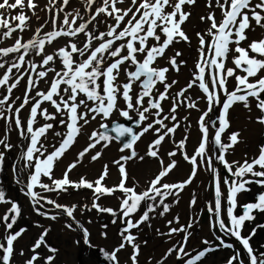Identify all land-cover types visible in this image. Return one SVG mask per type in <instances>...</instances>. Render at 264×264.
<instances>
[{"label":"snow or ice","instance_id":"snow-or-ice-1","mask_svg":"<svg viewBox=\"0 0 264 264\" xmlns=\"http://www.w3.org/2000/svg\"><path fill=\"white\" fill-rule=\"evenodd\" d=\"M69 3L70 0H60L59 3L58 0H49L52 7L46 5L45 8L53 12L51 20L46 19L35 29L33 36L25 41L22 35L14 37V34H22L29 29L33 17L40 19L36 13L38 8L36 0H0V43L14 38L11 46H0V69L4 70L0 75V89L3 90L0 91V120H5L8 124L3 138H0V145L5 150L13 147L8 142L7 135L12 123L15 124L19 135L29 140L23 159L27 161L26 166L34 168L30 182L27 184V194L33 198L34 204L45 200L56 209H62L83 231L84 243L89 247H95L90 242L88 229L75 219L74 212L77 205L59 204L34 189L39 187L46 192L57 194L67 192L69 188L90 189L93 193L92 207L114 217L117 216V210L103 207L97 201L102 196L114 195L117 191L123 193L118 209L121 218H126L124 220L126 227L120 233L121 243L111 251L103 248L99 251L108 264H120L118 253L130 245L133 249L129 258L131 264H138L140 245L136 243L137 237L131 233V230L138 229L148 222L151 219L150 213H155L160 207L163 210L159 215L163 216L167 213L170 205L166 203V199L169 196H177L192 183L198 167L206 165L214 173L216 197L214 205L210 204L208 208V211L215 216V220H210V227L213 230L218 227L223 235L215 237L219 241L215 246L207 239L203 240L202 243L207 247L198 251L195 256H191L186 251V245L191 235L187 230L193 227V222L190 220L188 225H180L178 228L170 227L166 234L169 237L178 232H185V236L182 242H178L179 246L173 245L167 250L165 258L175 252L178 260L189 257L184 260V264H198L208 254L221 248L234 249V245L224 239L225 236H231L241 243L247 254L248 264H264V252L257 254V250L250 243L257 229L264 228V224L254 227L247 236L242 235L245 222L254 221L256 218L254 213L264 212V192L258 193L254 202L242 205V214L238 216L235 214L239 193L250 191L248 185L253 183L264 187V145H260L258 155L251 159L245 157L243 162H229L226 153L240 142L241 133L231 132L227 136V142L222 140V136L231 126L230 109L238 103L243 104L244 108L251 112L252 103L255 102L256 109L261 113L256 117V123L264 125V37L248 42L247 35L257 27L264 30V0H205L208 11L200 16V20L209 22V27L203 33H196L199 40V60L196 64L198 72L194 74V79L186 88L181 89L175 96H172L170 89L177 81L168 82L167 73L170 69L179 72L180 67L185 64L184 60L179 59L182 53L176 51L174 55L167 57L169 67H160L158 61L166 57L167 51L175 43L190 42V36L184 26L192 15L187 9L196 5L197 0H139L138 4L137 0H129L127 7L118 6L124 5L125 0H83V11L90 13L87 19L80 9H74L75 14L65 12ZM25 9L28 11L26 12ZM216 9H219L221 14L219 20ZM60 14H63L62 21H59ZM102 16L114 21L111 24L104 21L106 31H99L97 27L102 22L100 19ZM126 18L127 23H124ZM49 23L52 25V30L44 31ZM121 24L124 26L121 27ZM81 35L84 37L83 40L80 39ZM61 37L68 39L63 46L49 52L46 45H52ZM242 42L246 46H241ZM14 53L20 55L7 59ZM30 55L33 58L28 59ZM34 57H39V62ZM230 57L233 67L227 66ZM57 63L61 65L59 70L55 67ZM32 73H35V77ZM50 74V79H46ZM25 77L26 87L23 97L14 96L13 90L25 80ZM229 78L235 80V86L231 90L228 87ZM41 81L48 84L46 90H38ZM197 83L205 93L208 104L207 110L199 118L202 136L195 154L182 152L184 159L189 161L193 168L186 180L175 184L164 183V179L177 166V162L172 159L165 165L164 160L160 158V146L165 138L174 134L179 127L176 112L178 107L184 104L179 98L185 97L188 89ZM158 84L163 85V91H159ZM170 97L172 105L169 114H164L162 102ZM185 100H189L187 107H197L190 98L185 97ZM17 101L21 102L13 107ZM45 103L51 106V111L43 106ZM217 105L221 106L219 115L215 120H206L205 118L209 117ZM28 106L30 107L25 124L21 113ZM133 113L138 117L135 120ZM114 116L132 121L135 128L119 123L113 119ZM98 117L101 120L99 128L92 130L88 136L87 146L67 166L62 178H54L56 163L77 142L85 126ZM39 119L44 122L38 123ZM168 120L176 123L169 127L165 123ZM53 122L58 123L64 130L54 133L60 138L58 146L51 145L52 150L48 151L45 141L48 133L54 131ZM209 124L215 130L214 135L210 134ZM149 132H153L156 138L149 144L146 155L157 158L161 169L144 190L138 191L135 184L131 187L127 186L130 177L125 165L134 159L140 161L145 159L138 154L135 146ZM125 137L127 139L123 140L120 152L128 154L121 155L118 160L113 161L120 173V180L116 185L109 187L105 182L109 175L107 164L94 181L83 176L78 181L70 179L69 174L82 163L86 155L96 150L98 146L106 149L113 141H122ZM186 140L187 137L179 141L177 147L183 150ZM176 155V151L168 153L169 157ZM101 156L102 150L95 151V154L91 155V160L96 161ZM197 157L200 158L199 161ZM213 159L222 163L233 178L231 180L228 177L223 178V184L228 189L227 224L221 217V178L213 167ZM3 161L4 152L0 151V164ZM41 177H47L51 183H44ZM0 202H8L5 200L3 190H0ZM191 203H196L195 197ZM142 206L145 210L134 222L132 216L139 212ZM36 210L40 215L48 216L47 212ZM8 213L14 214L10 216ZM19 214V206L11 202V208L0 217L6 230L13 229ZM49 218L55 220L57 217L52 215ZM175 220L178 223L179 217ZM115 222L113 220V223ZM172 223L173 221H168L169 225ZM66 227L72 229L73 225L67 224ZM26 231L20 228L14 233L5 235L6 244L0 242V264H12L16 253L14 242ZM47 234L48 229H45L35 241L31 248L33 254L25 264H38L41 256L37 249L41 246L47 247L52 254L58 252V249L47 244L45 239ZM102 235L107 234L102 233ZM19 254L24 255L23 250ZM44 260L45 264H54L55 257L47 255ZM227 264H244L239 250H235V254L228 258Z\"/></svg>","mask_w":264,"mask_h":264},{"label":"rangeland","instance_id":"rangeland-1","mask_svg":"<svg viewBox=\"0 0 264 264\" xmlns=\"http://www.w3.org/2000/svg\"><path fill=\"white\" fill-rule=\"evenodd\" d=\"M38 4V8L36 9L37 15L41 18V15H46L48 16L47 12L42 11V8L45 5H48L49 7H52L49 4V0L43 2L41 0H36ZM59 3V0H58ZM139 3V0H137V4ZM70 4V3H69ZM201 4L203 8H198V7H193V8H188V11L192 13L190 20L187 22H194L191 26L194 31V36H195V42H196V47L194 49L195 53V58H194V67L193 69L195 71H191L189 76L190 78L194 79V74L198 72V69L196 68L197 61L199 60V53H198V47H199V40L196 36L197 32H205L206 29L209 27V22L207 21H201L200 16L205 15L208 11V9L205 6V0H201ZM192 7V6H190ZM74 9H82L79 4H75L72 6V8H65V10H68V12H73ZM204 10V11H203ZM27 12L28 10L25 9ZM133 11H135V8H133ZM13 14H15V10H13ZM29 15H31L30 12H28ZM73 14H75L73 12ZM131 15V14H130ZM53 16V15H52ZM52 16L49 18L47 17V20H51ZM216 16L217 19L219 20L221 18V14L219 9H216ZM71 19V17H69ZM60 21V19H59ZM127 23V18L125 19V22ZM49 29H46L47 31L52 30V25L51 23L48 24ZM103 26V25H102ZM101 26V29L98 28L99 31H103V27ZM124 24H121V27H123ZM186 27L188 26L187 24L185 25ZM184 26V27H185ZM106 28V25H105ZM61 38H64L63 40ZM57 42H59L56 46L52 45H46L47 49L49 52L53 51L55 48H58L60 46H63L65 41L68 38L61 37ZM81 40L84 39L83 36L80 37ZM8 39L4 40L2 43H0V46H10V42H7ZM55 43V42H54ZM52 50H49L51 49ZM11 56V55H10ZM168 56H172V54H166V58ZM33 58L31 55L28 57V59ZM37 62H39L40 58L39 57H34ZM7 59H10L7 58ZM160 62V60L158 61ZM228 64H231V57L229 58ZM57 70L60 69L61 65L57 63L55 65ZM229 67V66H228ZM233 67V65H232ZM3 69H0V75L3 73ZM243 74V73H242ZM17 75H19L17 73ZM33 77H35V73H32ZM51 74L49 75L50 79ZM205 78H208V70L205 73ZM229 90H231L235 86V80L233 78H229ZM189 83V82H188ZM188 83H185L184 87L188 85ZM26 87V77L25 80L21 81L20 85L14 89V96H19L23 97L24 91ZM48 87V84L45 81H41L38 85V90H46ZM193 90V92H192ZM0 91H3L0 89ZM179 91L171 92L172 96H175L176 93ZM192 92V93H191ZM35 93L33 92L32 95ZM185 97L190 98L191 101H194L197 104L196 108H189L186 106V104L189 102V100H185ZM185 97H180L179 99L184 101V104H182L180 107H178L176 116L178 118L179 122V127L176 129V132L172 134L170 137H166L164 141H167L171 145V149H168L167 153L171 151H176L177 155L175 157H169L167 155H162L160 154V158L164 160L165 165L169 162H171L172 159H175L177 162V166L170 172V174L164 179V183H170V184H175L182 182L186 180L193 168V165L184 159V156L182 152H186L189 155L195 154L196 149L199 146L201 138L198 139V141H195L196 137H201V129L199 125V118L202 115L204 111L207 110V99L205 93L202 92V90L199 88L198 83L193 85L190 90L185 93ZM222 99L224 97L222 96ZM169 101L172 102V98L170 97L168 99ZM21 101H17V104L14 105L13 107L18 106V104ZM239 104V103H238ZM236 104V105H238ZM234 105V107L236 106ZM252 105H255V102L252 103ZM44 107L49 108L51 111V106L48 103H45L43 105ZM121 106H123V103L121 102ZM29 107H26L25 109L22 110V117L25 120L26 124V118L28 116L29 112ZM220 105H217L213 112L209 114V117H206V120H215L216 117L219 115L220 112ZM243 107V106H242ZM246 112H248L247 109H245ZM6 115H11L10 113H6ZM134 117V120L137 119L138 117L135 116V114H132ZM261 115V113L256 110V117ZM237 113L235 109H230V128L227 133H225L222 136V140L227 142V136L234 131H239L241 135L244 134L245 129H247V126H241L239 127L242 122L239 120H236ZM187 117V119H184ZM255 117V121H256ZM113 119H116L119 123H123L126 126H132L135 128V124L132 121H127L122 117L114 116ZM4 122V123H3ZM44 121L42 119L38 120V123H43ZM101 120L98 117L96 120L91 121V123L87 126H85L83 133L78 137L77 142L68 150L65 155L56 163V166L53 171V176L56 179L62 178L64 171L66 170L67 166L72 163L73 161L69 162L66 166H63L64 164H61V160L64 159V157L71 156L73 153L74 158L77 155V151L83 146L86 139H88V136L91 134L93 129H98L99 124ZM107 122V121H105ZM5 120H0V138H3L4 136V131L8 127V125L5 124ZM54 123V131H50L47 136V140L45 141L46 146L48 147V151L52 150L51 145L58 146V141L60 138L55 136V132L57 131H63L64 129L62 126H60L58 123ZM245 125V124H244ZM256 128L254 134L250 138H245L242 139L238 144H236L232 149L229 150L228 153H226V159L231 162V161H240L243 162L245 157L251 159L252 157H255L258 155L259 147L260 145H264V125L258 124L255 122ZM219 126L217 122V127ZM238 126V129H237ZM111 127V124H110ZM210 128V134L214 135L215 130L211 128V125L209 124ZM139 129H137L138 131ZM8 142L13 145L11 149L5 150L2 145H0V151L4 152V161L2 164H0V186L4 187H10L12 189L13 187H16L15 193L13 194V202H15L19 208H20V214L18 219H23V221L26 224H23L19 221V223H16L14 225V229L11 230H6L4 226V222L0 221V228L3 233H0V242H3L6 244V241L4 239L5 235L13 233V230H19L20 228H25L30 227V229H33V235H31L29 241L22 250L24 252V255H20V247L18 246V241L21 240V242L25 241L26 237H20L16 242H14V247L16 249V253L13 257V264H23V261H26L31 257L33 254L31 252V248L35 241L39 238V236L44 232L45 229H48V234L45 237L47 244L50 247H54L58 249V252L55 254H52L48 251V248L45 246H41L42 249L39 250L38 252L40 253L41 259L38 261V264H45L44 257L47 255H54L55 260L54 264H71V260L68 258L71 257V253L73 251L72 243L69 241H61L60 238L57 240L55 239V236H60L61 234H69V232H77V234L81 235L83 245L81 246V249L84 251L80 250L78 254V264H85L84 263V255H87L91 258H93L95 261H97L98 264H108V262L102 257L99 249L103 248L108 251H111L113 248L117 247L120 243L117 244H112L113 246H109L107 244H100L98 242H103L106 240L109 235L113 234L114 232L117 233L119 236L121 231L126 227V223L124 220L126 218H121V214L118 211L119 205L121 202V198L123 196V193L117 191L115 195L108 196L106 198H100L97 203H99L103 207H110L113 208L114 210H117V216H112L109 213L105 212H99L97 209L92 207L93 201L87 205L84 209L80 210L82 204L79 206V208H76L74 212V216L76 217V213L79 215H84L87 218V221L83 223V227L87 228L89 231V239L91 244L95 245V247H89L84 243L83 239V231L77 227L76 224H74L73 220L67 215L61 214L64 212L62 209H56L53 205H45L40 201L39 204H34L33 198L28 195V189H27V184L30 182V175L34 171V168L28 167L27 161L23 159V154L26 152L27 145L29 144V140L26 137H21L19 135L18 130L15 127V124L12 123L11 125V130L8 132ZM112 135H115V133H112ZM185 137H187V140L185 142L183 150L179 149L177 147V144L179 141L183 140ZM155 134L153 132H149L145 134L140 141H145L148 144H151L152 141L155 139ZM127 137L122 138L123 140H126ZM194 140V142H193ZM116 141H113L112 144H115ZM139 142V141H138ZM212 146V145H210ZM148 149V148H146ZM161 150V149H160ZM14 151V152H11ZM17 151L16 156H13ZM13 153V155H11ZM102 156L96 160H88V161H82L81 164H79L75 169L72 170V172L69 174V177L73 181H78L80 177H85L86 179L90 181H94L95 179L98 178V176L101 174L103 171V167L105 164L109 166V175L106 177V184L107 186H114L116 185L119 180H120V173L118 170V167L113 163V161L118 160L121 155H126L127 152L125 153H120V154H109L106 153L105 150H102ZM146 152H142L141 156H144L145 159L143 161H140L139 159H134L132 160L133 162V167H130V164L126 163L125 167L128 171L130 179L127 181V186L131 187L133 184L137 186L138 191L144 190V188L147 186L148 182L155 177V175L158 173V171L161 169V165L159 163V160L157 158H152L147 156ZM144 154V155H143ZM211 155V153H208ZM216 154H219V151H216ZM118 156V158H113ZM13 158V163H14V170H10L9 165H7V161H9L10 158ZM198 160H200L199 157H197ZM6 163V165H5ZM213 167L218 171L219 176L221 178V205H222V210H221V217L225 220V223H228V217H227V195H228V189L227 187L223 184V178L228 177L229 180L233 179L228 171L225 169L224 165L220 163L219 161L213 159ZM88 168V171L86 172L85 170ZM133 169V170H132ZM203 170V173L201 171ZM235 171V168L233 169ZM197 180L195 184H193V189L191 190L190 198H189V210L185 211V215L182 218H179V222L177 223L176 221L173 222L171 225L168 224V221L163 222L162 226H160L158 223H156V226L153 225L152 223V214L150 213L151 219L148 222H145L142 224L138 229H132L131 233L137 237L136 243L140 245V252L138 256V264H184V260H187L189 257H184V260H178L176 257V253L173 252L171 255L167 256L165 258V254L167 253V250L173 245H178V242H182L183 238L185 236V232H178L174 233L169 237L166 235L169 232L170 227H175L178 228L180 225H188L190 220L193 222V227L188 229L191 233L187 245H186V251L190 253L191 256H195L196 253L205 247H207L205 244L202 243L203 240L207 239L208 241L212 242V245L215 246L216 244L219 243L215 239L216 236H222V232L219 230L217 227L215 230H213L210 227V220H215L214 214L210 213L208 211L209 205L213 204L215 202V188H214V183H213V177L214 173L207 168L206 165H202L198 167L197 169ZM4 174H6L8 177H5ZM15 176L13 177V175ZM246 178H251V177H246ZM42 181L44 183H51L50 180L47 177H41ZM248 187L251 189L250 191H245L241 192L237 195V207L235 209V214L238 216L242 214V205H245L249 202H254L256 200V196L258 193L264 192V187H260L256 185L255 183L248 185ZM35 191L39 192L42 194V191L40 192L39 187H36L34 189ZM11 193L10 190L8 191V194ZM11 194H9L10 196ZM26 196V197H25ZM193 197H195L196 203L192 204L191 201L193 200ZM68 202V201H66ZM66 202L62 203V205H67L71 206L73 205V202H70L69 204H65ZM10 203V202H9ZM86 206V205H85ZM2 208L3 213L0 212V217H2L5 212L8 211V209L11 208V205L9 208H7L4 204V202H0V210ZM36 209H39L40 212H47L48 216L40 215ZM145 210L144 206L141 207L139 212H137L135 215L132 216V220L135 222L136 220L139 219L140 215L143 214V211ZM59 212V213H58ZM89 213H93V216H88ZM104 213V214H102ZM52 215H56V219L53 220L49 218ZM255 215V220L251 222H245V226L242 230V235L247 236L249 233H251L252 229L256 227L259 224H264V212H256L254 213ZM63 222V225L60 226L58 222L60 221ZM113 220L116 222L113 223ZM48 224V226H45ZM67 224H72L73 228L69 229L66 227ZM26 225V226H25ZM117 225V226H116ZM45 226V227H43ZM106 226V227H105ZM159 230V232L157 231ZM102 233H106L107 235H102ZM159 233H164L165 235H161ZM60 234V235H59ZM164 236L166 243L164 240H161V244H168L166 247L167 249H164L162 251L160 247V243L156 242L155 239H160ZM140 239V241H139ZM225 241L227 243H231L234 245V249H227V248H221L218 251L212 252L208 254L205 258H203L201 261L198 262V264H227V260L230 256L235 254V250H239L241 253V258L244 261V264H248V257L246 252L244 251L241 243L235 238L231 236H225L224 237ZM103 240V241H102ZM153 240L155 241V244H153ZM58 241V242H57ZM74 242V240H73ZM146 242V243H145ZM76 241L74 242V244ZM251 246L257 250V254L259 252H264V228H258L256 235L251 239L250 241ZM153 244V245H152ZM163 246V245H162ZM27 247L29 249H27ZM126 249V250H125ZM122 250L126 251V259L122 260L120 257V253ZM118 253L119 261L120 264H131L130 261V256L132 254V247L130 245L126 246L124 249H122ZM162 251V253H161ZM67 253V254H66ZM124 257V258H125ZM23 259V260H22ZM170 259V260H169ZM68 260H70L68 262Z\"/></svg>","mask_w":264,"mask_h":264},{"label":"bare ground","instance_id":"bare-ground-1","mask_svg":"<svg viewBox=\"0 0 264 264\" xmlns=\"http://www.w3.org/2000/svg\"><path fill=\"white\" fill-rule=\"evenodd\" d=\"M41 1L43 2V0H41ZM45 1H48V0H45ZM59 2H60V0H59ZM128 3H129V0H125V4L124 5H118V6L127 7ZM75 4H79L81 6V8H82L81 12L84 15L85 19H87L88 16L90 15V13H86V12L83 11V9H84L83 0H70V4L66 8L70 9ZM45 6L42 8V11L47 12L48 16L41 15L42 17L39 20H37L35 17H33L31 19V21H30L29 29L25 30L22 34L21 33L14 34V37L16 35H22L25 41L27 39H30L33 36V33H34L35 29L37 27H39L40 24H42L46 20L47 17L49 18L50 16L53 15V12L49 11L48 9H46ZM193 7L203 8L202 4H201V0H197V4L196 5H194L192 7L189 6L188 8H193ZM49 8H51V7H49ZM168 11H171V9H168ZM65 12H68V10H65ZM59 19H60V21H62L63 14L59 15ZM100 19H101L102 22L99 23L97 27L99 29H101V26L103 25L102 26L103 27V31L107 30L105 28L106 23L107 24L114 23V21L111 20L110 18H106V17L102 16ZM104 21H106V23ZM191 23L192 22H189V24L186 23L188 26L187 27L185 26V30L187 31V33L190 36V42L181 41L179 43H175L168 50V54L170 53L172 55H174L176 51H180L182 53V56L179 59H182V60L185 61V64H183L180 67L179 72L170 69V71L167 73L168 82H171L173 80L177 81V83L170 89V92L180 91L181 89H184L185 88L184 87L185 83L191 82L193 80L192 78H190L189 74H190V72L192 70L195 71L193 69V67H194V58H195L194 49L196 47L195 46L196 42H195V36H194L195 34H194V31H193L192 26H191L194 22L192 24ZM46 26H47V29H49V27H48L49 25L47 24ZM46 26L44 28V31H47ZM247 35L249 37V41L248 42H251L252 39H259L261 37H264V30H262L259 27H257L255 29V31L248 32ZM61 39L63 40L64 38H61ZM57 41H54L55 43L53 42L52 47L56 46L59 43ZM7 42L8 43L10 42V46H11L14 43V38L13 39H8ZM241 46H246V44L244 42H242ZM49 50H52V48L49 49ZM19 55H20V53L11 54L10 59L15 58V57H17ZM158 64H159L160 67H169L166 57L163 58V59H160V62H158ZM227 66L232 67V65L228 64V63H227ZM132 70H134V69H132ZM14 72H15V70H14ZM206 72H207V69H206ZM121 79L123 80V77ZM11 82H13V81H10V83ZM157 87H158L159 91H163L164 90L163 89V85H159L158 84ZM192 92H193V90H192ZM13 94H14V90H13ZM171 105H172V102L169 101V100H165V101L162 102V107L165 110L164 114H169V109H170ZM242 106H243V104H238L235 107L234 106L232 107V109H235V111L237 113V116L235 117L236 120H239L240 122H242V124H240L239 127L247 126V129H245L244 134L240 135V141L242 139H244V137L246 139L250 138L254 134L255 128H256L255 117H256V110L257 109H256L255 105H252L251 112H249V111L246 112L244 106L243 107ZM153 111H155V110H153ZM249 117H251V119H249ZM178 118L179 117H177V121H178ZM165 123L169 127H171L173 125V123H176V122L168 120V121H165ZM5 124L8 125L7 123H5ZM157 127H159V125H157ZM237 129H238V126H237ZM199 138H201V137H196L195 141H198ZM85 142L86 143H84L83 146L77 151V154L80 151H82L87 146V144L89 143V140L86 139ZM193 142H194V140H193ZM121 146H122V141H116L115 144L111 143L109 145V147H107L104 150H105L106 153H109V154H113V155L120 154L121 153L120 152V147ZM148 146H149V144L147 142L139 141V142H137L135 148H136V151L138 152V154L141 155L142 152L148 151V149H146V148H148ZM238 146H239V143H238ZM160 149H161L160 150V154L167 155L168 154L167 151H168V149H171V145L167 141H164L161 144ZM101 150H103V149H101L100 146H98L96 150H93L88 155H86L83 161L91 160V155H94L95 151H101ZM11 152H14V151H11ZM16 154H17V151H16V153L14 155H13V153H11V155H13V156H16ZM144 154H146V153H144ZM76 157H77V155H76ZM76 157L74 158L73 153H72L71 156L69 155L67 157H64V159L61 160L60 163L64 164L63 166H66L69 162L74 161L76 159ZM113 158H118V156L113 157ZM127 163L130 164L129 168H132L133 165H134L132 161H129ZM5 165H6V163H5ZM7 165H9L10 170H12V171L14 170V163H13V158L12 157L9 159V161H7ZM85 171L87 172L88 168ZM0 173H1V171H0ZM201 173H203V170L201 171ZM4 176L8 177L6 174H4ZM14 176H15V174L13 175V177ZM197 176H198V173H197L196 177L194 178V180L192 181V183L188 184L182 191H180L178 193L177 196H169L166 199V203H168L170 205V210L167 213H165L163 216L159 215V213L163 210V208L160 207V208L157 209V211L155 213L152 214V217H153L152 223H153L154 226H156V223H158L160 226H162L163 222H165V221H173V222H175L176 221L175 220L176 217H179V218L184 217L185 211L189 210V205H188L189 202L188 201H189V198H190V194L192 193L191 192V190L193 189L192 185L195 184V182L197 180ZM39 189H40V192L42 191L41 195L47 197L48 199L55 200L59 204H62L64 202H66V201H68V202H66L65 204H69L70 202H73L72 204L77 205V208H79V206L82 204L80 210L84 209L85 205L87 206L93 201L92 190L87 189V188H80V189L69 188L67 192H61L59 194H57L55 192H46V191H44L41 188H39ZM0 190H3L4 193H5V200L8 201V202L7 203L4 202V204H5V206L7 208H9L10 205H11V202H13V200L15 198V197L13 198V194L15 193L16 187H13L12 189H10V187L9 188L8 187H4L3 188L2 186H0ZM9 190L11 192V193H9V194H11L10 196L8 194ZM106 197H108V196H102V198H106ZM41 202L44 203L45 205H48V206L50 205V204L46 203L45 200H41ZM0 212L3 213L2 208H1ZM8 214L11 216L14 213H8ZM61 214L66 215L64 212H62ZM102 214H104V213H102ZM88 216L89 217L93 216V213H89ZM76 217L77 218H75V219L77 221H79L80 224L85 223L87 221V218H88V217H86L84 215L81 216V215H79L77 213H76ZM18 218H19V216L17 217L16 223H19V221H20L21 223L26 224L23 221L22 218L21 219H18ZM58 224H60V226L63 225V222L61 221V219L58 222ZM45 226H48V224H46ZM45 226H43V227H45ZM26 228H27L26 229L27 231L21 236V237H26L25 241L24 242H21V240L18 241V246L20 247L19 250H22L26 245H29L27 243H28L31 235H33V232H34V230L30 229V227H26ZM13 229H14V226H13ZM15 231H17V230L16 229L13 230V233ZM0 233H3L1 228H0ZM58 238H60L61 241H64V242L69 241V242L72 243V246H74L73 247L74 249H73V251L71 253V257L68 256V258L71 260V264H78L79 251L80 250L84 251L83 249L86 247L85 246L84 248L81 249V246L83 245L81 235L77 234V232H69V234H61L60 236H57V237L55 236L56 240ZM165 238H164V236H162V238H160V239L157 238V239H155V241L160 243V242H162L161 240H164V242L166 243ZM73 240H74V242L75 241L76 242L79 241L80 243L79 244H77V243L74 244ZM120 240H121V236H119L117 233L114 232L112 235L110 234L109 237L106 240H104V241L102 240L103 242H98V243L107 244V245L112 247L113 246L112 244L115 245V244L119 243ZM139 241H140V239H139ZM155 241L153 240V244H155ZM160 245H161L160 247H164V248H161L162 251H164V249H167L166 246L168 244L165 245L163 243L162 244L160 243ZM27 249H29V248L27 247ZM41 249H42V247L40 249H37V251H39ZM125 250H122L121 253H120V257L122 258V260L126 259V257H125L126 256V251ZM162 251H161V253H162ZM70 260H68V262ZM25 262L26 261H23V264H25ZM84 263L85 264H98L97 261H95L93 258L89 257L88 254L84 255ZM12 264H13V262H12Z\"/></svg>","mask_w":264,"mask_h":264}]
</instances>
